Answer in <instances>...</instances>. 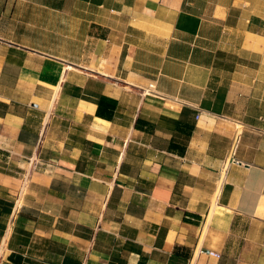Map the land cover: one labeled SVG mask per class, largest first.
<instances>
[{
    "label": "crops",
    "instance_id": "0c3cea01",
    "mask_svg": "<svg viewBox=\"0 0 264 264\" xmlns=\"http://www.w3.org/2000/svg\"><path fill=\"white\" fill-rule=\"evenodd\" d=\"M2 239L3 264H264V0H0Z\"/></svg>",
    "mask_w": 264,
    "mask_h": 264
},
{
    "label": "built area",
    "instance_id": "2783aa9c",
    "mask_svg": "<svg viewBox=\"0 0 264 264\" xmlns=\"http://www.w3.org/2000/svg\"><path fill=\"white\" fill-rule=\"evenodd\" d=\"M151 88H152V86H150V89ZM231 162L235 163V164H240V162L235 161L234 159H232ZM17 203H18V201H15L14 205L17 206ZM209 255L216 258V259L220 258V255L218 253H215V252H209ZM7 256H8V247H7V244L4 241V239H2V240H0V264L4 263Z\"/></svg>",
    "mask_w": 264,
    "mask_h": 264
}]
</instances>
